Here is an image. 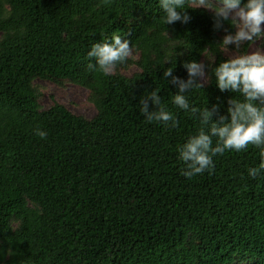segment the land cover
<instances>
[{"label": "trees", "instance_id": "trees-1", "mask_svg": "<svg viewBox=\"0 0 264 264\" xmlns=\"http://www.w3.org/2000/svg\"><path fill=\"white\" fill-rule=\"evenodd\" d=\"M198 7L191 0L187 23L164 25L158 0H0V264H264L260 148L226 150L211 171L181 175L177 148L200 125L171 103L177 88L163 72L214 68L234 31ZM113 34L133 57L108 75L88 68L89 46ZM206 74L190 102L227 118L228 100L242 97ZM38 80L85 89L95 117L55 101L42 109ZM154 89L176 127L140 113Z\"/></svg>", "mask_w": 264, "mask_h": 264}, {"label": "clouds", "instance_id": "clouds-1", "mask_svg": "<svg viewBox=\"0 0 264 264\" xmlns=\"http://www.w3.org/2000/svg\"><path fill=\"white\" fill-rule=\"evenodd\" d=\"M163 11V24L174 22L187 23L190 17L183 12L190 9L191 0H158ZM203 9L213 13L215 29L229 21L234 28L227 32L219 41L224 52L229 51V45L239 50L244 42L260 40L264 37V0H199ZM133 48L127 39L120 34H113L110 39L92 43L87 52V67L99 69L104 74H112L116 69L133 57ZM213 61V60H212ZM187 78L182 79L173 75L172 67L163 72L165 78L171 77L170 83L177 91L171 96V103L188 115L195 116L199 127L195 134L187 137L186 141L177 148L178 159L183 163L181 175L191 178L197 174L211 171L214 168L213 157L223 154L226 150L241 151L248 145H254L264 156V52L255 51L251 54H237L228 58L214 68L203 62L189 61L183 63ZM211 69V75L220 91L239 93L242 99L228 100L227 118L212 117L217 111V105L211 108H197L189 99V93L200 89V81H206ZM159 89H154L140 100L139 111L149 122L162 123L165 127H176L174 114L163 106ZM148 101L155 106L149 110ZM40 137L47 133L39 128L35 130ZM215 138V144L213 143ZM264 168V161L261 163ZM248 174L255 177L258 168H249Z\"/></svg>", "mask_w": 264, "mask_h": 264}, {"label": "rangeland", "instance_id": "rangeland-1", "mask_svg": "<svg viewBox=\"0 0 264 264\" xmlns=\"http://www.w3.org/2000/svg\"><path fill=\"white\" fill-rule=\"evenodd\" d=\"M262 30H264V23H262ZM264 52V37L260 40L250 41L244 54H251L255 51ZM231 58L237 55L236 50L225 52ZM135 68H130L125 72L126 75H131ZM205 82V81H201ZM38 85L42 87L43 93L40 98V107L42 109L48 108L53 101L64 105L73 114L91 120L95 117L96 110L93 105L87 101V91L81 87L67 84L63 88H58L52 83L45 81H37Z\"/></svg>", "mask_w": 264, "mask_h": 264}]
</instances>
